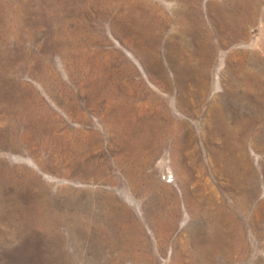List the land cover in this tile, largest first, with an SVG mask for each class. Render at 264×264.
Masks as SVG:
<instances>
[{
  "label": "rangeland",
  "instance_id": "374dc122",
  "mask_svg": "<svg viewBox=\"0 0 264 264\" xmlns=\"http://www.w3.org/2000/svg\"><path fill=\"white\" fill-rule=\"evenodd\" d=\"M0 264H264V0H0Z\"/></svg>",
  "mask_w": 264,
  "mask_h": 264
}]
</instances>
